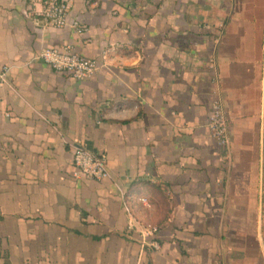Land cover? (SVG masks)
Segmentation results:
<instances>
[{
	"label": "crops",
	"instance_id": "0c3cea01",
	"mask_svg": "<svg viewBox=\"0 0 264 264\" xmlns=\"http://www.w3.org/2000/svg\"><path fill=\"white\" fill-rule=\"evenodd\" d=\"M73 20L0 0V264H264V0H71ZM66 44L93 75L40 59ZM77 143L107 179L72 176Z\"/></svg>",
	"mask_w": 264,
	"mask_h": 264
},
{
	"label": "built area",
	"instance_id": "2783aa9c",
	"mask_svg": "<svg viewBox=\"0 0 264 264\" xmlns=\"http://www.w3.org/2000/svg\"><path fill=\"white\" fill-rule=\"evenodd\" d=\"M32 12L41 17L47 24L62 28L70 25L76 32H84L86 28L76 20L68 21L71 0H27ZM39 57L54 70L65 72L76 79H85L93 75L98 69V62L77 53L69 44L61 46H46ZM8 68L0 69V84L6 81ZM210 135L223 147L228 146V121L220 100H214L208 117ZM73 170L72 176L76 179L104 181L109 177L105 157L100 152L90 150L85 144L77 143L71 147ZM143 203L145 197L139 198ZM130 228V226H128ZM157 228L143 227L142 236L148 246L157 248L158 240L155 237Z\"/></svg>",
	"mask_w": 264,
	"mask_h": 264
},
{
	"label": "rangeland",
	"instance_id": "374dc122",
	"mask_svg": "<svg viewBox=\"0 0 264 264\" xmlns=\"http://www.w3.org/2000/svg\"><path fill=\"white\" fill-rule=\"evenodd\" d=\"M221 26H223V25L221 24Z\"/></svg>",
	"mask_w": 264,
	"mask_h": 264
}]
</instances>
